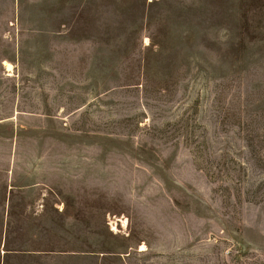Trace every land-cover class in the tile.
Instances as JSON below:
<instances>
[{
	"label": "rangeland",
	"instance_id": "1",
	"mask_svg": "<svg viewBox=\"0 0 264 264\" xmlns=\"http://www.w3.org/2000/svg\"><path fill=\"white\" fill-rule=\"evenodd\" d=\"M0 264H264V0H0Z\"/></svg>",
	"mask_w": 264,
	"mask_h": 264
}]
</instances>
